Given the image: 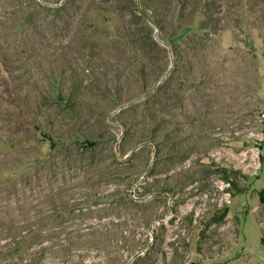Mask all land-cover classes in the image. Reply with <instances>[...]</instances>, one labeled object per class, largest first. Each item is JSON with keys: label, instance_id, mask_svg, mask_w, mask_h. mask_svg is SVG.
<instances>
[{"label": "rangeland", "instance_id": "374dc122", "mask_svg": "<svg viewBox=\"0 0 264 264\" xmlns=\"http://www.w3.org/2000/svg\"><path fill=\"white\" fill-rule=\"evenodd\" d=\"M0 169V264H264V0H0Z\"/></svg>", "mask_w": 264, "mask_h": 264}, {"label": "trees", "instance_id": "16d2710c", "mask_svg": "<svg viewBox=\"0 0 264 264\" xmlns=\"http://www.w3.org/2000/svg\"><path fill=\"white\" fill-rule=\"evenodd\" d=\"M141 13H142V15H143V17L145 18V19H148V20H151L152 22H154L155 23V25H156V27L160 30V31H162V25H161V23H160V21H159V19H158V17L157 18H155L154 16H152V15H150L148 12H146V11H141ZM191 25H193V23H188V24H186L185 25V27L187 26V28L188 27H191ZM208 27L209 26H207V24H206V21L204 20L202 23H201V25H200V28L201 29H208ZM184 32H182L181 31V33L177 36V37H174V38H170L169 40L168 39H165V43L166 44H170L171 46H172V44L176 41V40H178V39H183L184 37H183V34ZM80 137V136H79ZM41 138H45V141H47V142H49L50 143V152L52 151V152H55L56 151V147H57V145L60 143V141H59V138L58 139H54L52 136H50V135H48V134H46V133H44V132H41V137H40V139ZM66 139L68 140V138H62V141H66ZM79 139V138H78ZM77 139V140H78ZM76 140V141H77ZM32 140H30V141H28L27 143H30ZM70 141V140H69ZM36 143H37V145H39L40 143H41V140L39 141V139H38V141L36 140L35 141ZM24 143L25 142H22V141H18L17 142V146H19V145H23L24 146ZM26 143V144H27ZM86 143L87 144H89V145H91V148H94L97 144H98V141H86ZM25 144V145H26ZM41 153V151H38V153L36 154V156H35V158H33V160H32V162H30V164H32L33 163V161H38V162H40V156H38L39 154ZM43 161V160H42ZM45 162V161H44ZM26 165V163L25 162H20L19 160H16V162H15V166H14V168L12 169V172L13 173H17V172H19L21 169L20 168H22L23 166H25ZM0 172H1V169H0ZM23 181H24V179H23ZM27 181H28V179H27ZM12 183H13V189L12 190H14L16 193H18V192H20V191H18L20 188H22V190H24V182L23 183H21L20 185H18V183H17V181H15V180H12ZM8 184V183H7ZM8 185H10V184H8ZM20 186V187H19ZM6 188L8 189V187L6 186ZM10 190V189H9ZM21 195L23 196L24 195V191H22L21 192ZM117 195V193H112L111 194V196H116ZM15 197V199H18V200H24L23 198L21 199V198H19L20 197V195H16V196H14ZM50 202L52 203V205H53V207H54V209H56V207H57V201H56V199H55V197H50ZM18 216H22V220H20V219H17L15 222H16V225H15V227H14V229H15V231L13 232L14 234H15V241H14V244H15V246H16V248L17 249H19L20 248V245H23V243L25 244L26 243V238H27V236L26 235H22V234H19V232H21V231H25L24 229V225H18L17 223L20 221V222H26V220H25V212H24V209H22V214H18ZM39 237L37 236V235H33V236H29V241L31 240H34V241H39Z\"/></svg>", "mask_w": 264, "mask_h": 264}]
</instances>
